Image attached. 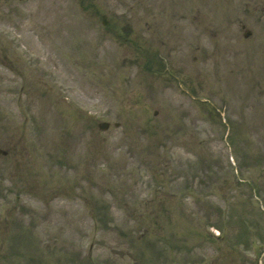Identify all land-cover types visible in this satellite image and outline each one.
Segmentation results:
<instances>
[{"label": "rangeland", "instance_id": "rangeland-1", "mask_svg": "<svg viewBox=\"0 0 264 264\" xmlns=\"http://www.w3.org/2000/svg\"><path fill=\"white\" fill-rule=\"evenodd\" d=\"M242 5L251 36L162 40L152 71L101 24L123 0H0V264H264V13Z\"/></svg>", "mask_w": 264, "mask_h": 264}, {"label": "flooded vegetation", "instance_id": "flooded-vegetation-1", "mask_svg": "<svg viewBox=\"0 0 264 264\" xmlns=\"http://www.w3.org/2000/svg\"><path fill=\"white\" fill-rule=\"evenodd\" d=\"M231 0H123L124 12L122 24L114 22L113 16L108 14V26L115 30L123 28L125 42L135 43L140 54L144 56V66L154 70L153 64L163 66V55L160 46H173L180 48L191 46L195 49V33L199 34H225L244 31L248 36L252 35L248 22L241 16L243 0L234 4ZM254 10L261 8L264 13V1L254 5V0H246ZM256 1V0H255ZM149 35L153 36L148 39ZM245 36V35H244ZM159 38V40H157ZM247 38V37H246ZM164 41V43L162 42ZM161 42V43H160ZM241 44V43H240ZM157 45L158 52H157ZM136 46V47H137ZM254 57V45L251 47ZM166 48V53H167ZM157 58V59H156ZM186 53L174 56L175 62L185 63ZM158 61V62H157ZM192 66V65H190ZM232 69L226 72L242 70L243 62H235ZM217 69L211 74L213 77H221L220 70L223 65L219 63ZM219 69V70H218ZM180 75H183L178 72ZM193 72V68L191 69ZM159 72V69H158ZM206 75L210 76L209 73Z\"/></svg>", "mask_w": 264, "mask_h": 264}, {"label": "water", "instance_id": "water-1", "mask_svg": "<svg viewBox=\"0 0 264 264\" xmlns=\"http://www.w3.org/2000/svg\"><path fill=\"white\" fill-rule=\"evenodd\" d=\"M108 126H109L108 123H103V124L100 125V127L103 128V129H106ZM0 152L6 153L5 151H0Z\"/></svg>", "mask_w": 264, "mask_h": 264}]
</instances>
